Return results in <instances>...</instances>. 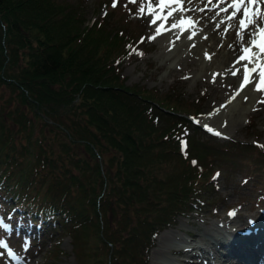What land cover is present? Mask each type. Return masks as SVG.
<instances>
[{
	"label": "trees",
	"instance_id": "trees-1",
	"mask_svg": "<svg viewBox=\"0 0 264 264\" xmlns=\"http://www.w3.org/2000/svg\"><path fill=\"white\" fill-rule=\"evenodd\" d=\"M111 12L0 0V209L53 220L77 264H150L161 228L211 206L213 164L264 174V146L203 138L195 100L127 83L121 64L143 32ZM60 241L40 264L55 263Z\"/></svg>",
	"mask_w": 264,
	"mask_h": 264
},
{
	"label": "rangeland",
	"instance_id": "rangeland-1",
	"mask_svg": "<svg viewBox=\"0 0 264 264\" xmlns=\"http://www.w3.org/2000/svg\"><path fill=\"white\" fill-rule=\"evenodd\" d=\"M105 1L101 3L100 0H82L86 19L92 20L106 10L107 12L112 11L111 14L113 13L116 19L127 18L139 23L140 31L143 32V36H140L141 49H136L121 64V73L125 76L127 83L156 87L162 92L175 86L182 97L195 100L202 110V113L196 116V121L199 124L196 133L203 138L207 132L211 131L220 133L215 136V140L232 137L257 141L264 146V103H260V101H264V87L261 90H256L257 83H261V72L250 71L248 73L250 79L248 83L251 84L249 90L242 95L243 97L233 98L236 93H240L237 90L240 89L241 84L245 83L243 81L245 71L242 74L234 71L231 77H217L213 70L214 65L209 63L214 49L209 48L207 44L210 41L204 39L209 34V29L198 23L193 12L188 13L187 8L174 7L172 4H165V12L159 8V0ZM227 3L225 7H222L224 9L221 13L234 19L236 16L234 10L236 9L233 6L230 8L231 2ZM170 5L174 8H171ZM244 8L245 6L241 8L243 12ZM248 8H252V6ZM232 14L234 16H231ZM252 16H249L248 20ZM153 19H155V23H152ZM181 20L185 23L181 24ZM237 20L239 21V18ZM173 24L176 27H173ZM217 24L219 25L220 22ZM235 24L233 23V26ZM158 28L159 32H157ZM203 41H206L207 44H204ZM255 63L257 64V61ZM247 66L244 63L242 68L245 70ZM217 109L219 110L217 111ZM242 161L244 162V160ZM213 168L215 171L211 177L215 184L213 191L215 199L211 206L198 207L188 213H180L174 222L161 228L155 234L153 243L147 250L150 264H176V258L184 255L169 251L167 248L160 253H155V249L160 246L161 235L165 232L171 233V238H176L172 235L175 233L195 242L200 237H192L187 233V227L218 229L224 222L228 226L227 219L233 212L239 216L236 215L235 219L237 220H239L238 218L246 219L247 215L251 213L258 219V214L264 208L263 172L257 174L256 170L251 169L245 162L243 167L238 166L231 171L224 163H214ZM229 171L230 174H228ZM5 214L9 216L8 213ZM4 218L0 221V264L14 263L10 260V253L19 254L22 257L25 255V259L23 258L22 261L15 262V264H40L47 258L46 253L53 241L58 238H61L62 251L54 264H77L70 233L63 232L58 224L54 227L53 220L45 221L38 228L27 215L21 216V213L9 219L8 217ZM13 219V228L8 229V221H13ZM38 221L40 225L42 218H38ZM24 226H27L28 230L31 228L30 232L22 230Z\"/></svg>",
	"mask_w": 264,
	"mask_h": 264
},
{
	"label": "bare ground",
	"instance_id": "bare-ground-1",
	"mask_svg": "<svg viewBox=\"0 0 264 264\" xmlns=\"http://www.w3.org/2000/svg\"><path fill=\"white\" fill-rule=\"evenodd\" d=\"M227 2H231L230 8L233 6L236 9L234 10L236 12L234 19H230L221 13L224 9L222 7H225L228 4ZM245 2L246 5L239 6H234L232 0H180V3H171L174 7L187 8L188 13L193 12L196 15L195 17H197L200 25L208 27L209 34L204 39L209 40L210 43L207 44L206 41H203V43L214 49V54L209 63L214 65L213 70L218 78L231 77L234 71L242 74L245 71L242 68L244 63L248 65V73L252 69H255L254 73L261 72L264 69V50L260 47L264 42V33L259 32V29L264 28V18H262L264 17V0H257L254 4H247V0ZM249 5H252L250 12L254 15L250 19L251 23H246L245 27H241L238 23L240 19L244 18V12L241 8ZM159 8L164 10L165 5H160ZM237 18H239V21ZM233 23L236 24L233 26ZM177 30L179 29L177 28ZM237 33H239V38ZM245 48L250 50L248 53L249 58L239 60V57L245 54L243 51ZM250 86V83H244V87L237 90L240 93H236L234 98H240L249 90ZM236 215L237 213L233 212L230 218L227 219L229 225L227 226L224 222L221 224V228L218 229L187 227L186 230L192 237H200L195 242L175 233L172 235L176 238H171V233L165 232L161 235V243L155 249V253H160L166 248L172 252L183 253V256L176 258V264H206L210 262H208L210 255L214 256V260L210 264H264V216L259 215V217L257 216L258 219H255L254 215L253 218H250L253 215L251 213L247 215L246 219L238 218L239 220H237L235 219ZM220 247L224 250H220ZM205 256L207 258H204Z\"/></svg>",
	"mask_w": 264,
	"mask_h": 264
},
{
	"label": "snow or ice",
	"instance_id": "snow-or-ice-1",
	"mask_svg": "<svg viewBox=\"0 0 264 264\" xmlns=\"http://www.w3.org/2000/svg\"><path fill=\"white\" fill-rule=\"evenodd\" d=\"M133 2H135V0H133ZM256 2H257V0H247V4H254ZM171 3H180V0H159L160 5L171 4ZM232 3L234 6H239V5L244 4L245 0H232ZM141 12H143V9H141ZM243 15H244V18L240 19V21H239L241 27H245L246 23H251V20H248V17L251 15H254V14L251 13L247 7H245ZM262 18H264V17H262ZM152 23H155V19H153ZM180 23L183 24V23H185V21L181 20ZM173 27H176V25L173 24ZM260 31H261V33H264V28H261ZM157 32H159V28L157 29ZM237 36L239 38V33H237ZM189 38H191V37H189ZM260 47L262 50H264V42H262ZM243 51L246 55H241L239 57V60H245V59L249 58V56L247 54L249 53L250 50L248 48H245V49H243ZM252 71H255V69H252ZM233 74H235V73H233ZM260 76H261V83H257L256 90H261V88L264 87V70L261 71ZM243 79H244L245 83L249 82V75H248L247 67L245 68ZM240 87L242 89L244 87V84H241ZM245 100H247V97H245ZM260 103H264V101H260ZM221 107H224V105H221ZM218 110L219 109H217V111ZM205 127H207V125H205ZM216 134L219 135L220 133H216ZM193 163H195V161H193ZM217 175H219V174H217Z\"/></svg>",
	"mask_w": 264,
	"mask_h": 264
}]
</instances>
